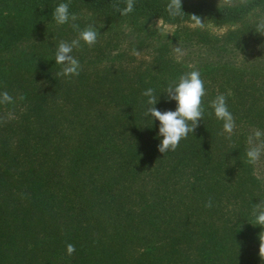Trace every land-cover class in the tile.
I'll return each mask as SVG.
<instances>
[{
    "label": "trees",
    "instance_id": "obj_1",
    "mask_svg": "<svg viewBox=\"0 0 264 264\" xmlns=\"http://www.w3.org/2000/svg\"><path fill=\"white\" fill-rule=\"evenodd\" d=\"M60 3L69 4L70 17L74 14L75 21L70 18L63 25L55 22L53 12ZM113 3L120 8L126 6L125 0H0V87L5 79L8 81L0 93L12 92L14 102L10 104L25 105L11 122L5 123L6 116L0 112V264L16 260L11 251L19 244L17 239L37 236L42 244L53 243L55 238L57 246L46 251L51 255L50 264H54L56 251H63L67 244L75 245L80 264L81 259L89 264H118L119 251L128 246L134 234L147 241L152 235L166 236L182 228V213L174 197L178 171L191 177L187 189L212 203L218 199L222 204L230 185L250 180L244 172L224 166L235 161L238 150L219 152L217 142L223 122L215 117L210 104L223 94L235 122L248 121L263 133V62L258 60L251 71L247 66V54L263 50L247 47L238 73L225 62L219 66L221 60L211 62L218 66H214L216 85L219 83L224 91H205L199 126L180 141L175 151L163 154L157 148L162 139L157 135L159 121L145 116L148 98L142 93L154 89L158 98L154 107L175 110V101L168 100L161 88L178 82L182 75L176 70L178 63L156 58V65L145 69L96 66L105 56H112L108 54L114 47H109L108 40L91 47L81 41L72 52L80 62V74L62 77L56 75L62 65L55 63V51L60 41L71 42L78 37L73 23L81 30L88 25L98 30L101 25L91 22L95 19L111 26L122 17L133 21L132 25L152 17L179 24L192 22L193 14L215 25L244 23L250 11L264 13V0L217 8L209 1L182 4L184 14L175 18L166 11L168 0H135L134 11L128 15L116 12ZM249 29L246 31L251 39L263 38L264 34ZM241 31L224 32L219 37L221 44L207 31L190 29L188 34L219 55L241 37L245 39ZM85 60L88 62L83 63ZM132 71L136 83L130 77ZM249 95H254L255 101H249ZM107 109L112 111L110 119ZM238 168L244 170L242 163ZM163 172L166 174L160 175ZM151 177L156 179V187L147 193L144 187ZM137 200L138 206H133ZM109 219L124 222L109 232ZM227 241L228 236L220 233L206 236L198 247L197 264H218L231 249ZM143 252L151 264L163 262L152 263L156 257L150 249ZM38 255L43 257L39 249ZM165 260L171 264V259Z\"/></svg>",
    "mask_w": 264,
    "mask_h": 264
},
{
    "label": "rangeland",
    "instance_id": "obj_2",
    "mask_svg": "<svg viewBox=\"0 0 264 264\" xmlns=\"http://www.w3.org/2000/svg\"><path fill=\"white\" fill-rule=\"evenodd\" d=\"M200 1H209V4L216 8L228 6L225 0H182V4L194 5ZM250 1L246 0V3ZM244 4L241 3V0H233V5L228 7L244 6ZM262 15L264 13L255 9L247 14L244 23L231 22L226 25H215L203 17L201 18V22L204 24L202 28L196 27L193 22L168 23L161 18L154 17L148 20L143 19L141 24L136 25H132L133 21L122 17L115 19L117 21L115 22L116 24L111 26H107L106 21L103 19L99 21L95 19L91 22L101 25L97 30L98 43L104 45L108 40L110 43L109 47H114L113 53L108 54L112 56H105L96 66L118 67V69L140 67V69H145L152 64L156 65V58H168L179 64L176 70L182 75L193 70H198L201 74V79L204 81L205 91H224L223 88L219 89V83L216 85L214 66L217 68L218 66L212 65L211 62H216L217 59L221 60L219 61V66L222 65V62H225L228 67L238 73L236 70L240 67L241 58L244 59L245 50H247V47L250 49H254L255 47L256 50L263 51H259L258 53L254 51L250 52V55L247 54L249 60L247 66L251 71V69L257 67L254 64L258 60H261L263 64L260 66L264 67V36L261 34L263 38L253 37L251 39L248 37L246 31L251 27L252 29H249V31L258 34L253 26ZM190 29L207 31L209 34L217 36L219 44L222 43L219 37L228 30H242L241 32L244 34L245 39L241 37L239 42L229 45L225 51H221L219 55H216L214 51L207 49V46L203 47L196 42L194 36L188 34ZM107 33L111 34V36L107 37L105 35ZM115 33L116 35H113ZM198 35L196 34V36ZM137 42H139V45L136 44ZM233 45H237V47H233ZM176 47L181 49L182 54L174 51ZM118 53H121V55L117 59L109 61L110 58H114ZM87 62L88 60H85L83 63ZM260 72H262L260 74L263 82L264 68ZM251 74L254 78L255 74ZM130 77L135 79L134 71L131 72ZM137 80L135 79L132 82L136 83ZM168 80L172 81L171 79ZM210 81L212 83L215 82L214 85L211 83L207 84ZM6 85H8L7 79H5L4 83H1L0 88L3 89ZM122 87L126 89L125 86ZM166 88L167 86H163L161 89L166 91ZM225 92L229 94V91ZM9 94L13 95L12 92ZM248 100L255 101V96L249 95ZM0 104L2 105L0 112L6 116L5 123L16 119L17 114L23 112L25 107V105L19 103H15V105H11L10 103ZM108 112L107 119H110L112 111ZM235 124L236 127L230 138H228L227 133H223V128L219 130L221 136L217 142V145L220 143L218 150L221 153H228L229 149L232 148L238 150L234 154L235 161H231L224 166L233 167L236 173L244 172L246 175H249L250 180H242L230 185L228 198H225L222 204L216 199L212 203V207L206 208L205 204L207 202L194 195L190 189H187L192 183L191 177L184 175L185 171L183 170L178 171L180 173L178 174L179 176L174 177L178 183L177 194L174 197L176 199V206H178V209L182 213V228L179 230L175 228L173 232H169L170 235L166 236L158 237L157 235H152L147 241L140 240L137 237L138 234H134L132 240L128 241V246L124 250L119 251L120 261L118 264H151L148 255H143V251L146 248L150 249L154 257L159 258L158 260L153 258L152 263L161 260L163 262H160V264H168V261L165 259H171V264H197L199 261L197 256L200 255L198 247H201L206 240V236L211 233H220V235L228 236L227 244L228 247H231L228 256H223L218 264H264V252H259L260 240L264 239V228L255 225L253 216L255 204L259 203L260 200H264V156L255 165L247 162L246 152L249 148V137L252 130L254 132L258 129L250 125L248 121L235 122ZM262 131V134H264V130ZM261 139H264V135H262ZM241 163L244 170H239L238 168ZM167 165L170 164L167 163ZM165 174L163 172L160 175L164 176ZM154 180L156 179L152 177L148 179L144 187L147 193L151 188L154 189L156 187L157 181L153 182ZM257 186L259 189H256ZM156 194L159 196L163 195L161 193ZM139 202V200L135 201L133 206H138ZM223 204L226 206L222 207ZM139 209L137 208V211ZM123 222L124 220L122 219H118V221L109 219L107 222L109 232L111 228L114 230L117 223ZM162 226L164 227V224ZM38 239V236L36 238L25 237L24 239H17L16 242L19 244H15L11 251L12 255H15L16 260L9 264H50L51 255L46 251L49 249L53 251V247L57 246L55 238L53 237V243L50 242V244H42L43 240L40 239L38 241ZM176 239H178L177 242ZM82 241L80 245H82ZM38 249L43 255L42 258H39L41 255H38ZM56 255L54 264H80L76 253L68 255L66 248L63 251H56ZM81 264H89V261L81 259Z\"/></svg>",
    "mask_w": 264,
    "mask_h": 264
},
{
    "label": "clouds",
    "instance_id": "obj_3",
    "mask_svg": "<svg viewBox=\"0 0 264 264\" xmlns=\"http://www.w3.org/2000/svg\"><path fill=\"white\" fill-rule=\"evenodd\" d=\"M225 3L228 6H232L233 0H225ZM241 3L246 4V0H241ZM125 4L124 8H120L118 3H113V9L120 15H128L134 11L135 0H125ZM166 11L173 18L182 16L184 14L182 11V0H168ZM53 18L58 25L68 23L70 18L72 21L76 20L74 14L70 17L68 3L57 5L53 12ZM190 19L196 27L202 28L204 26L198 15H190ZM72 28L78 32V37L71 42L60 41L55 51V63L62 65L61 71L56 74L57 76H78L81 65L79 60L72 55L73 50L80 47L81 41L89 47L97 42L98 31L92 25H88L81 30L79 25L73 23ZM255 31L264 34V15L256 20ZM174 51L182 54L179 47H176ZM165 93L168 100L175 101V110L161 111L154 107L158 102L154 89L148 88L142 93L143 96L148 98L145 116H150L152 120L159 121L157 135L162 137V139L157 148L162 154L175 151L180 141L187 138L189 133L193 134L199 126L204 112L202 97L205 95L204 81L201 79L200 72L193 70L181 75L178 82H172L167 86ZM20 99H23V97L21 96ZM13 102V97L7 91L0 93V103ZM210 106L214 110L215 117L223 122V133H227L228 138H230L236 124L235 118L228 109L226 97L223 94L217 95ZM262 135L264 134L261 131L256 130L249 137V148L246 152L249 164H257L261 157L264 156V139H261ZM205 207H212L211 199L205 204ZM253 216L255 225L264 228V200H260L259 203L255 204ZM260 241L259 252H264V239ZM75 250V245H66L68 255H72Z\"/></svg>",
    "mask_w": 264,
    "mask_h": 264
}]
</instances>
